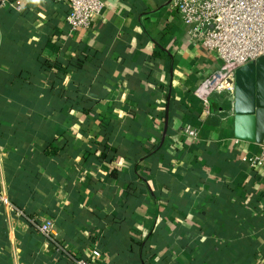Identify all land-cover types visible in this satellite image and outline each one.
Here are the masks:
<instances>
[{
  "label": "crops",
  "instance_id": "1",
  "mask_svg": "<svg viewBox=\"0 0 264 264\" xmlns=\"http://www.w3.org/2000/svg\"><path fill=\"white\" fill-rule=\"evenodd\" d=\"M21 2L0 7V264H264L262 145L204 90L223 62L174 0H103L76 31L69 2Z\"/></svg>",
  "mask_w": 264,
  "mask_h": 264
},
{
  "label": "built area",
  "instance_id": "2",
  "mask_svg": "<svg viewBox=\"0 0 264 264\" xmlns=\"http://www.w3.org/2000/svg\"><path fill=\"white\" fill-rule=\"evenodd\" d=\"M69 2L70 11L66 21L73 31L87 30L93 19L104 10L103 0H61ZM183 22L190 27L192 40L223 62L204 84L207 93L221 92L232 102L236 96V72L248 64L264 58V0H174ZM11 6L23 9L21 0H0V7ZM191 137L196 132L188 129ZM262 153L255 159L264 162V139ZM1 201L8 203L5 198ZM2 209L0 208V215ZM21 214V212H19ZM39 232L49 241L55 242L53 222L36 225ZM56 250L64 253L56 243ZM76 264H96L79 258Z\"/></svg>",
  "mask_w": 264,
  "mask_h": 264
},
{
  "label": "water",
  "instance_id": "3",
  "mask_svg": "<svg viewBox=\"0 0 264 264\" xmlns=\"http://www.w3.org/2000/svg\"><path fill=\"white\" fill-rule=\"evenodd\" d=\"M235 106L240 115L238 120L246 121L245 127L243 123L239 125L243 135L250 140L257 138L261 143L264 139V58L236 72Z\"/></svg>",
  "mask_w": 264,
  "mask_h": 264
},
{
  "label": "trees",
  "instance_id": "4",
  "mask_svg": "<svg viewBox=\"0 0 264 264\" xmlns=\"http://www.w3.org/2000/svg\"><path fill=\"white\" fill-rule=\"evenodd\" d=\"M11 1H15V0H11Z\"/></svg>",
  "mask_w": 264,
  "mask_h": 264
}]
</instances>
